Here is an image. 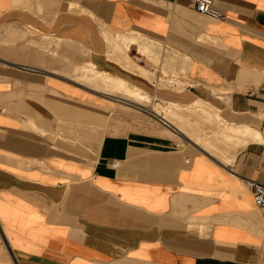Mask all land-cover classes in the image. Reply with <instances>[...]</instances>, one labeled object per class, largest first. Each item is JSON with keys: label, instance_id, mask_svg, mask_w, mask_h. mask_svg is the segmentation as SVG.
Listing matches in <instances>:
<instances>
[{"label": "crops", "instance_id": "crops-1", "mask_svg": "<svg viewBox=\"0 0 264 264\" xmlns=\"http://www.w3.org/2000/svg\"><path fill=\"white\" fill-rule=\"evenodd\" d=\"M215 7L0 0V264H264V0Z\"/></svg>", "mask_w": 264, "mask_h": 264}, {"label": "built area", "instance_id": "built-area-1", "mask_svg": "<svg viewBox=\"0 0 264 264\" xmlns=\"http://www.w3.org/2000/svg\"><path fill=\"white\" fill-rule=\"evenodd\" d=\"M216 0H196L197 9L217 18L224 17V12L215 7ZM117 165L116 162L113 163ZM246 185L252 190L256 205L262 210L264 216V181L246 179Z\"/></svg>", "mask_w": 264, "mask_h": 264}, {"label": "bare ground", "instance_id": "bare-ground-1", "mask_svg": "<svg viewBox=\"0 0 264 264\" xmlns=\"http://www.w3.org/2000/svg\"><path fill=\"white\" fill-rule=\"evenodd\" d=\"M143 95H144V94H143ZM133 96H135V95H133ZM133 96H132V97H133ZM140 96H141V95H140ZM134 98H135V97H134ZM141 98H142V97H141ZM144 98H145V97H144ZM135 100H136V99H135ZM140 100H142V99H140ZM161 107H162V106L159 105V106H158V108H159L158 110H160ZM197 228H198V227H197ZM206 228H207V227H206Z\"/></svg>", "mask_w": 264, "mask_h": 264}]
</instances>
